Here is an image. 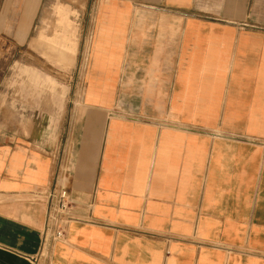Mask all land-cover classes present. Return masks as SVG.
Instances as JSON below:
<instances>
[{
  "label": "crops",
  "instance_id": "crops-1",
  "mask_svg": "<svg viewBox=\"0 0 264 264\" xmlns=\"http://www.w3.org/2000/svg\"><path fill=\"white\" fill-rule=\"evenodd\" d=\"M63 1L90 16L79 116L65 148L0 116V264L37 263L64 168L84 221L47 264H264V0ZM51 2L0 0V87Z\"/></svg>",
  "mask_w": 264,
  "mask_h": 264
},
{
  "label": "rangeland",
  "instance_id": "rangeland-1",
  "mask_svg": "<svg viewBox=\"0 0 264 264\" xmlns=\"http://www.w3.org/2000/svg\"><path fill=\"white\" fill-rule=\"evenodd\" d=\"M64 3L63 0L50 3L49 11L42 13L30 30L29 44L20 46L15 29L7 30V48H13L15 55L0 87V116L14 122L16 133L53 135L62 148L67 146L79 116L90 21L89 14L71 11ZM75 4L81 8L84 1L76 0ZM61 25L70 27L77 44L76 63L72 67L48 47L58 37L56 33L60 36L56 31ZM49 79L55 88L45 84Z\"/></svg>",
  "mask_w": 264,
  "mask_h": 264
},
{
  "label": "built area",
  "instance_id": "built-area-1",
  "mask_svg": "<svg viewBox=\"0 0 264 264\" xmlns=\"http://www.w3.org/2000/svg\"><path fill=\"white\" fill-rule=\"evenodd\" d=\"M69 178L65 168L56 176L52 186L45 191L46 194V218L42 230V244L37 263L47 264L49 260L50 246L56 242L66 240L69 227L73 222L84 221L81 214L76 211L77 203L73 199L68 188Z\"/></svg>",
  "mask_w": 264,
  "mask_h": 264
}]
</instances>
